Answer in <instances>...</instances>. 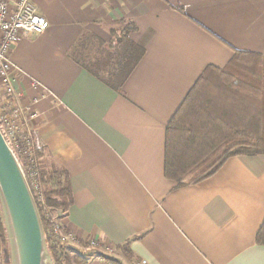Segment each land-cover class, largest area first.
<instances>
[{
    "label": "crops",
    "instance_id": "1",
    "mask_svg": "<svg viewBox=\"0 0 264 264\" xmlns=\"http://www.w3.org/2000/svg\"><path fill=\"white\" fill-rule=\"evenodd\" d=\"M32 1L46 30L13 47L11 86L40 113V169L69 176L73 205L55 215L80 244L70 255L264 264V155L231 158L193 185L165 177L167 128L206 70L228 68L235 52L264 66V0ZM134 46L143 56L118 89L95 75L94 64L109 77ZM6 94L0 82V104Z\"/></svg>",
    "mask_w": 264,
    "mask_h": 264
},
{
    "label": "trees",
    "instance_id": "2",
    "mask_svg": "<svg viewBox=\"0 0 264 264\" xmlns=\"http://www.w3.org/2000/svg\"><path fill=\"white\" fill-rule=\"evenodd\" d=\"M136 30L135 26L127 28L125 37L128 39ZM133 48L131 53L117 57L109 77L100 75L96 64L95 75L118 89L143 56V49ZM259 58L255 54L235 52L228 68H208L198 80L167 128L165 177L168 180L179 186L197 184L213 177L231 158L264 155V66L257 61ZM222 149L219 157L199 176L184 181ZM38 182L40 192L33 193L55 264H87L83 257L71 256L68 248L54 247L49 237L54 215L67 214L73 205L68 174L39 168ZM257 243L264 246V226ZM5 246V231L0 221V255Z\"/></svg>",
    "mask_w": 264,
    "mask_h": 264
},
{
    "label": "built area",
    "instance_id": "3",
    "mask_svg": "<svg viewBox=\"0 0 264 264\" xmlns=\"http://www.w3.org/2000/svg\"><path fill=\"white\" fill-rule=\"evenodd\" d=\"M46 25V19L32 0H0V82L7 92V98L0 104V128L27 179L30 178L28 181L32 191L37 194L40 192L38 155L43 151L44 145L34 123L40 113L33 104L22 106L16 102L11 86L14 66L10 53L21 39L34 40L40 37L45 32ZM49 237L56 248H81L79 242L56 218L52 221ZM87 247L98 249L100 244L92 241ZM0 264H3L1 260Z\"/></svg>",
    "mask_w": 264,
    "mask_h": 264
},
{
    "label": "water",
    "instance_id": "4",
    "mask_svg": "<svg viewBox=\"0 0 264 264\" xmlns=\"http://www.w3.org/2000/svg\"><path fill=\"white\" fill-rule=\"evenodd\" d=\"M0 221L3 264H55L35 195L0 128Z\"/></svg>",
    "mask_w": 264,
    "mask_h": 264
},
{
    "label": "rangeland",
    "instance_id": "5",
    "mask_svg": "<svg viewBox=\"0 0 264 264\" xmlns=\"http://www.w3.org/2000/svg\"><path fill=\"white\" fill-rule=\"evenodd\" d=\"M224 149L220 150L219 152H217L215 154V156H213L210 161L208 162V164H204L201 167H199L195 172H193L191 175H189L188 177H186V179L184 180L185 182H190L191 180H193L195 177L199 176L213 161H215L219 155L221 154V152H223ZM30 181V178H28ZM62 213V212H59ZM54 217L56 218V215H54ZM0 257L2 258V253L0 255Z\"/></svg>",
    "mask_w": 264,
    "mask_h": 264
}]
</instances>
